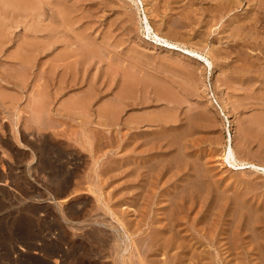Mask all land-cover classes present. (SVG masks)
Wrapping results in <instances>:
<instances>
[{"label":"rangeland","instance_id":"1","mask_svg":"<svg viewBox=\"0 0 264 264\" xmlns=\"http://www.w3.org/2000/svg\"><path fill=\"white\" fill-rule=\"evenodd\" d=\"M259 3L0 0V264H264Z\"/></svg>","mask_w":264,"mask_h":264},{"label":"bare ground","instance_id":"2","mask_svg":"<svg viewBox=\"0 0 264 264\" xmlns=\"http://www.w3.org/2000/svg\"><path fill=\"white\" fill-rule=\"evenodd\" d=\"M29 1V0H28ZM212 1V0H211ZM215 1V4H213L214 6L212 7H210L209 9H215L216 11H218V13H219V11L220 12H232V10H234V8L235 7H239V6H241L244 2H247V3H249L248 5H251L250 3L252 2L253 3V0H213V2ZM14 2V1H13ZM131 2L134 4V6H136V8H137V12H138V15H139V22L141 23V25H142V29L144 30V32L146 33V35L151 39V40H153L157 45H159V46H161V47H164V48H166L167 50H170V51H172V52H174V51H178V52H180V53H182V54H184V55H186V56H188V57H194V58H196V59H198V60H200V61H202L201 63H202V65L206 68V70L208 71L209 70V73H210V75H212L213 73H214V63H213V61L211 60V58L208 56V55H206V54H203V53H201L200 51H198V50H196V49H193V48H190V47H187L185 44H182V43H180V42H177V41H173V40H171V39H169L168 37H166V36H164V35H161V34H158L156 31H155V29L153 28V26H152V24H151V21H150V19H149V15L150 14H148L147 12H146V9H145V4H144V0H131ZM195 2V1H194ZM259 5H258V9L259 10H261L260 11V13L262 14H264V0H259ZM13 4V3H12ZM18 5H19V3H18ZM17 5V6H18ZM209 5V4H208ZM7 6V5H6ZM186 6V5H185ZM257 6V5H256ZM9 7H11V6H9ZM1 8H3V7H1ZM13 8V7H12ZM248 8V7H247ZM18 9H20V8H18ZM31 9V8H30ZM245 9V8H244ZM253 9H256L255 8V6L254 5H251V8H250V6H249V11L251 12ZM1 10V9H0ZM259 10L257 11V12H259ZM3 11V10H2ZM6 11V10H5ZM29 11V10H28ZM19 12V11H18ZM39 12V11H38ZM149 12V11H148ZM256 12V13H257ZM26 13V12H25ZM4 14V13H3ZM10 14V13H9ZM14 13H12V15H13ZM19 14V13H18ZM213 14V13H212ZM215 14V13H214ZM217 14V13H216ZM252 14V13H251ZM253 14H255V13H253ZM253 14H252V16H253ZM11 15V14H10ZM29 15V14H28ZM31 15V14H30ZM29 15V16H30ZM33 15V14H32ZM31 15V16H32ZM257 15V14H256ZM216 16V15H215ZM218 16V15H217ZM251 16V15H250ZM258 16V15H257ZM262 16V15H261ZM260 16V17H261ZM8 17H9V15H8ZM7 17V18H8ZM33 17V16H32ZM6 18V17H5ZM12 18H14V17H12ZM40 18V17H39ZM27 19V18H26ZM30 19V18H29ZM253 18H251L250 20H252ZM13 20V19H12ZM19 20V19H18ZM254 20V19H253ZM14 21V20H13ZM249 21V20H248ZM258 21V20H257ZM251 22V21H250ZM253 23H254V21H252ZM251 22V23H252ZM259 22V21H258ZM20 23V22H19ZM23 23H24V21H23ZM248 23V22H247ZM255 23H256V21H255ZM20 24H22V23H20ZM250 24H248V26H249ZM252 25V24H251ZM250 25V26H251ZM261 25V24H260ZM1 26V25H0ZM255 26V25H254ZM257 26V25H256ZM242 27V26H241ZM253 27V26H252ZM260 27V26H259ZM258 27V28H259ZM10 28V27H9ZM14 28V27H13ZM238 28V27H237ZM255 28V27H254ZM257 28V29H258ZM243 29H245V28H243ZM11 30V29H10ZM37 30V29H36ZM232 30H233V28H232ZM240 30V29H239ZM264 30V29H263ZM203 32V31H202ZM257 32V31H256ZM34 33V32H33ZM258 34V33H257ZM231 35V34H230ZM254 35V34H253ZM246 36V35H245ZM255 37V36H254ZM257 37H258V35H257ZM6 38V37H5ZM233 38V37H232ZM243 38V37H242ZM259 38V37H258ZM263 38H264V36H263ZM244 39V38H243ZM252 39H253V37H252ZM2 40V39H1ZM81 40V39H80ZM241 40V39H240ZM262 40V39H261ZM263 41V40H262ZM2 42H4V39H3V41ZM5 42H7V40L5 41ZM72 42H74V41H72ZM249 43V42H248ZM261 43V42H260ZM259 43V44H260ZM264 43V42H263ZM3 43H1V45H2ZM250 44V43H249ZM255 44V43H254ZM5 45V44H4ZM72 45H74V44H72ZM249 46V45H248ZM247 46V47H248ZM252 46V45H251ZM259 46V45H258ZM74 47V46H73ZM84 47H86V46H84ZM253 47V46H252ZM78 48H79V46H78ZM82 48V47H81ZM76 49V48H75ZM17 50V49H16ZM79 50V49H78ZM77 51V50H76ZM81 51V50H80ZM264 51V50H263ZM20 53V52H19ZM88 53H90V51L88 52ZM17 54V53H16ZM21 54H22V51H21ZM24 55V54H23ZM73 55V54H72ZM84 55V54H83ZM88 56V55H87ZM20 57V56H19ZM98 57V56H97ZM184 57V56H183ZM17 58V57H16ZM16 58H14L15 60H16ZM58 58V57H57ZM86 58V57H85ZM11 59V58H10ZM89 59V58H88ZM262 60V59H261ZM68 63H69V60H68ZM70 63H74V62H71V60H70ZM78 63V62H77ZM76 63V64H77ZM19 64H21V63H19ZM65 64H67V63H65ZM75 64V65H76ZM26 65V64H25ZM56 65V64H55ZM78 65V64H77ZM86 65H87V63H86ZM262 65V64H261ZM24 66V65H23ZM67 66H68V64H67ZM70 66H72V64L70 65ZM261 67H263V66H261ZM12 68V67H11ZM19 69V68H18ZM69 69V68H68ZM20 70V69H19ZM27 70V69H26ZM66 71V70H65ZM15 73V72H14ZM209 73H207L208 75H209ZM83 74V73H82ZM76 78V77H75ZM71 79V78H70ZM73 79V78H72ZM206 81V80H205ZM75 82H76V80H75ZM205 83V82H204ZM205 85H206V83H205ZM109 109V108H108ZM67 110V109H66ZM107 111V110H106ZM102 113V112H101ZM261 120V119H260ZM261 123V122H260ZM264 123V122H263ZM226 146H227V149L225 150V154H224V159L226 160V162H228L229 164H230V166L231 167H234V168H237V169H248V168H253V169H259V170H262L263 172H264V166H258L257 164H255V163H253V162H250V161H241V160H238L237 159V157H236V153H235V151H234V148H233V146H232V136H231V134L229 133V138H228V140H227V144H226ZM162 182V181H161ZM183 190V189H182ZM179 192V191H178ZM176 194V193H175ZM188 195V194H187ZM146 202V201H145ZM166 203V202H165ZM171 204H172V201H171ZM131 205V204H130ZM141 205V204H140ZM67 206V205H66ZM172 206H173V204H172ZM175 206V205H174ZM175 207H177V206H175ZM264 207V206H263ZM244 208V207H243ZM250 208V207H249ZM262 209V208H261ZM167 209H165V211H166ZM169 210V209H168ZM243 210V209H242ZM181 211V210H180ZM260 211V210H259ZM264 212V211H263ZM175 213H177V212H175ZM179 213V212H178ZM261 213V212H260ZM143 214V213H142ZM250 214V213H249ZM241 215V214H240ZM257 215V214H256ZM163 216H164V214H163ZM242 217V216H241ZM248 217H249V215H248ZM139 218V217H138ZM170 218V217H169ZM165 219V218H164ZM167 219V218H166ZM232 219H234V218H232ZM238 219V218H237ZM252 219V218H251ZM169 220V219H168ZM254 220V219H253ZM262 221V220H261ZM165 222V221H164ZM168 222V221H167ZM235 222V221H234ZM237 222H238V220H237ZM243 222H244V220H243ZM172 223V222H171ZM236 223V222H235ZM173 224V223H172ZM225 224V223H224ZM232 224V223H231ZM260 224V223H259ZM181 226V225H180ZM224 226H227V225H224ZM92 227V226H91ZM162 227V226H161ZM169 227V226H168ZM170 227H171V225H170ZM179 227V226H178ZM182 227V226H181ZM237 227V226H236ZM247 227V226H246ZM260 227V226H259ZM172 228H173V226H172ZM234 228V227H233ZM169 229V228H168ZM260 229V228H259ZM105 230V229H104ZM116 231V230H115ZM159 231V230H158ZM161 231V230H160ZM159 231V232H160ZM173 230L171 229V232H172ZM239 231V230H238ZM255 231H257V230H255ZM260 231V230H259ZM264 231V230H263ZM163 232V231H162ZM234 232V231H233ZM236 232V231H235ZM244 232V231H243ZM174 233V232H173ZM179 233V232H178ZM177 233V234H178ZM224 233H226L225 232V230H224ZM246 233V232H245ZM103 234V233H102ZM258 234V233H257ZM168 235H170V234H168ZM206 235V234H205ZM236 235V234H235ZM252 235V234H251ZM254 235V237L256 236L255 235V233L253 234ZM109 236V235H108ZM151 236V235H150ZM160 236V235H159ZM163 237H164V235H162ZM161 236V237H162ZM178 236H180V235H178ZM226 236H228V235H226ZM258 236V235H257ZM170 236H168V238H169ZM189 237V236H188ZM225 237V236H224ZM123 238H124V236H123ZM130 238V237H129ZM165 238V237H164ZM181 238V237H180ZM228 238V237H227ZM232 239H233V237H231ZM257 238V237H256ZM263 238V237H262ZM159 239V238H158ZM187 239V238H186ZM185 239V240H186ZM231 239V240H232ZM157 240V239H156ZM175 240V239H174ZM177 240L179 241V239L177 238ZM223 240V239H222ZM227 240V239H226ZM253 240V239H252ZM251 240V241H252ZM264 240V239H263ZM124 241V240H123ZM167 241V240H166ZM168 241H169V243H170V240L168 239ZM177 241V242H178ZM230 241V240H229ZM232 241H235V237H234V240H232ZM244 241V240H243ZM242 241V242H243ZM247 241V240H246ZM245 241V242H246ZM127 242H128V240H127ZM158 242V241H157ZM176 242V243H177ZM183 242V241H182ZM211 242V241H210ZM258 242V241H257ZM126 243V242H125ZM162 243V242H161ZM163 243H164V241H163ZM185 243V242H184ZM229 243V242H228ZM248 244H249V242H247ZM256 243V242H255ZM134 244V243H133ZM159 244V243H158ZM227 244V243H226ZM230 244V243H229ZM229 244H227L228 245V247H230L229 246ZM236 244V243H235ZM235 244L234 245H232V246H235ZM167 245V244H166ZM169 245V244H168ZM167 245V246H168ZM231 245V244H230ZM239 245V244H238ZM251 245H254V241H253V243L252 244H250V246ZM172 246V245H171ZM170 246V247H171ZM225 246V245H224ZM256 246V245H255ZM120 247H121V245H120ZM160 247V246H159ZM162 247V246H161ZM164 247H165V245H164ZM179 247V246H178ZM188 247V246H187ZM201 247V246H200ZM223 247V246H222ZM240 247V246H239ZM166 248V247H165ZM165 248H163V249H165ZM191 248V247H190ZM226 249H227V246L225 247ZM254 248V247H253ZM168 249V248H167ZM183 249V248H182ZM192 249V248H191ZM231 249V248H230ZM237 249V248H236ZM240 250V249H239ZM259 250V249H258ZM145 251V250H144ZM193 251V250H192ZM197 251V250H196ZM205 251H207V250H205ZM227 251H228V249H227ZM257 251V250H256ZM181 252V251H180ZM229 252V251H228ZM231 252H233V251H231ZM151 253V252H150ZM162 253V252H161ZM227 253V252H226ZM156 254V253H155ZM165 254V253H164ZM238 254V253H237ZM171 255V254H170ZM206 255V254H205ZM234 255H236L235 253H234ZM156 256V255H155ZM199 256V255H198ZM244 256V255H243ZM251 256V255H250ZM229 258V257H228ZM226 260V259H225ZM237 260V259H236ZM235 260V261H236ZM241 260V259H240ZM246 261V260H245ZM224 262V261H223ZM237 262V261H236ZM253 262V261H252ZM256 262V261H255ZM225 263H226V261H225ZM229 263V262H228ZM235 263V262H234Z\"/></svg>","mask_w":264,"mask_h":264}]
</instances>
